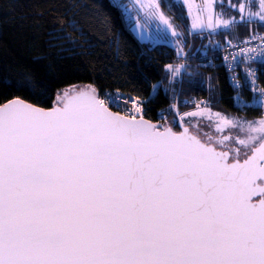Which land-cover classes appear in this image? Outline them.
<instances>
[{
	"label": "snow or ice",
	"instance_id": "snow-or-ice-1",
	"mask_svg": "<svg viewBox=\"0 0 264 264\" xmlns=\"http://www.w3.org/2000/svg\"><path fill=\"white\" fill-rule=\"evenodd\" d=\"M71 7L56 18L54 39L75 55L83 33ZM107 7L97 13L106 28L131 22L141 41L174 45L178 62L156 83L145 80L147 96L88 84L57 92L51 105L53 65L0 74V264H264V0L186 8L195 34L206 33L209 44L225 36L214 47L226 53L233 107L259 113L251 120L214 112L210 100L181 111L190 106L178 98L189 75L182 61L191 57L169 15L175 5ZM241 26L251 46L239 40ZM162 93L169 105L151 117ZM204 118L215 137L192 133Z\"/></svg>",
	"mask_w": 264,
	"mask_h": 264
},
{
	"label": "trees",
	"instance_id": "trees-1",
	"mask_svg": "<svg viewBox=\"0 0 264 264\" xmlns=\"http://www.w3.org/2000/svg\"><path fill=\"white\" fill-rule=\"evenodd\" d=\"M122 2L127 3L126 0ZM169 6L175 5L173 14L183 23L188 41L185 52L191 57L182 61L188 65V74L184 76L180 99L184 101L192 96L205 97L212 101L213 111L222 114L236 111L233 107V89L229 74L219 61L207 63L205 57L214 50L213 41L222 43L224 35L209 37L197 35L189 30L186 10L180 3L167 0ZM109 0H0V74L16 73L20 68H29L37 63L54 66L48 75V105L54 104L56 93L69 90L73 86L83 87L93 84L101 91H115L119 88L125 94L142 91L150 93L145 80L156 83L164 76V66L178 62L173 47L165 44L152 48L141 43L131 32L129 22L115 21L114 30L106 28L104 18L98 11L109 12ZM77 5V19L83 37L79 39L75 55L60 50V43L54 39L59 27L55 23ZM262 31V30H260ZM239 40L250 37L249 28L238 29ZM228 38L233 39L231 35ZM119 40V47L115 41ZM155 50H150V49ZM195 53V56L192 54ZM206 64V65H205ZM264 72V71H262ZM211 78V81L210 79ZM200 81L193 86L191 80ZM214 82V83H213ZM264 86V76L260 80ZM169 105V99L162 93L152 105L149 114L155 117L162 108ZM182 107V112L192 111ZM239 113V112H237ZM250 120L259 113L248 112ZM171 119V117H169Z\"/></svg>",
	"mask_w": 264,
	"mask_h": 264
},
{
	"label": "built area",
	"instance_id": "built-area-1",
	"mask_svg": "<svg viewBox=\"0 0 264 264\" xmlns=\"http://www.w3.org/2000/svg\"><path fill=\"white\" fill-rule=\"evenodd\" d=\"M261 33L264 34V30H262ZM227 38H228V37H227ZM228 39H230V38H228ZM246 39H250V44H249V46H251V37H248V38H246ZM244 40H245V39H244ZM224 41H225V39H224ZM224 41H223L222 43H220V44L223 45ZM240 41H243V40H240ZM234 42H236V41H234ZM216 43H217V42H216ZM216 43L214 44V46L216 45ZM225 54H226V53H224L222 49H216V48L214 47L213 52H212L210 55H208L207 57H205L204 60H206L207 63H209V62L211 63V62H214V61H219V62L223 65V67H224V64H223V61H222L221 57H222L223 55H225ZM252 66H253V68H258V65L255 64L254 62H253V64H252ZM224 68H225V67H224ZM225 70H226V69H225ZM226 71H227V70H226ZM260 71L262 72V71H264V69H260ZM227 73L229 74V78H230V76L232 75V73H230V72H228V71H227ZM238 74H239V73H238ZM230 81H231V80H230ZM239 83H240V85H244V84H245V80H244V78H243L242 75L240 76V81H239ZM258 83L261 84L260 81H259ZM261 86H263V85L261 84ZM231 87H232V89H233V87H234L232 81H231ZM243 91H244V98H245L247 101H250V100H251V93L248 92V90H247L246 87L244 88ZM234 94H235V93H234V91H233V96H234ZM232 99H233V98H232ZM184 101H187L188 105H190V106L187 107V108H189V109H195L194 107L191 106V105H193V102H194V101H209V100L206 99L205 97L192 96V97H190V98L185 99Z\"/></svg>",
	"mask_w": 264,
	"mask_h": 264
},
{
	"label": "rangeland",
	"instance_id": "rangeland-1",
	"mask_svg": "<svg viewBox=\"0 0 264 264\" xmlns=\"http://www.w3.org/2000/svg\"><path fill=\"white\" fill-rule=\"evenodd\" d=\"M126 2H127V3H132V2H134V0H126ZM141 2L144 3L145 5H148V4H150V3L152 2V0H141ZM174 2H177V3L182 4V0H174ZM226 2H227V0H226ZM233 2H235V0H233ZM188 3H191V4L194 5V9H193V11H195V10H196L195 6H199V5L202 3V0H186V2L182 4V5L184 6L185 10H186V8H187V4H188ZM169 15L172 17V19H173V21H174V25L178 28V30H180L183 34H186V31H185V28H184L183 23H181V22H179L178 20H176V18H175V16H174L173 14L170 13ZM186 19H187V21H188L189 30H190L192 33H195V30H191V29H190V23H191V21H190V17H189V15L187 14V12H186ZM129 24H130L131 32H132L133 35L137 38V40H139L141 43H145V44H147L148 46H150V48H152V47H154V46L157 45V44L153 45V43H152L150 40H148L147 38H145L143 41H141V40L139 39L137 33H136V32L134 31V29H133L132 23L129 22ZM215 43H216V41H213V44H215ZM161 44H165V43H158V45H161ZM165 45H168V46L174 48V45H172V44H165ZM205 65H206V64H205ZM201 122H202V120H200L199 123H201Z\"/></svg>",
	"mask_w": 264,
	"mask_h": 264
},
{
	"label": "flooded vegetation",
	"instance_id": "flooded-vegetation-1",
	"mask_svg": "<svg viewBox=\"0 0 264 264\" xmlns=\"http://www.w3.org/2000/svg\"><path fill=\"white\" fill-rule=\"evenodd\" d=\"M226 115L229 116H236V115H241L237 113L236 111H229L226 112ZM244 116V118L249 119L246 115H241ZM250 120V119H249ZM191 131L194 135H200L202 139H206L207 137L204 135V133H207L208 135L211 136H216V133L214 131V128L210 125V123L207 121L206 118L202 119L201 123H194L193 127L191 128Z\"/></svg>",
	"mask_w": 264,
	"mask_h": 264
},
{
	"label": "water",
	"instance_id": "water-1",
	"mask_svg": "<svg viewBox=\"0 0 264 264\" xmlns=\"http://www.w3.org/2000/svg\"><path fill=\"white\" fill-rule=\"evenodd\" d=\"M181 87H182V85H180V87H179V99H180V92H181Z\"/></svg>",
	"mask_w": 264,
	"mask_h": 264
}]
</instances>
